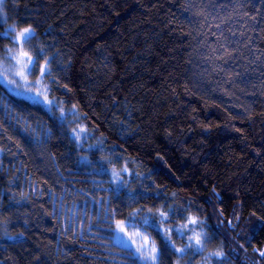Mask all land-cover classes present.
<instances>
[{
  "label": "trees",
  "instance_id": "1",
  "mask_svg": "<svg viewBox=\"0 0 264 264\" xmlns=\"http://www.w3.org/2000/svg\"><path fill=\"white\" fill-rule=\"evenodd\" d=\"M184 3L16 0L14 5L9 0L7 7L9 16L35 21L42 38L50 28L55 32L56 46L72 60L69 76L77 89L75 97L65 98L80 101L89 114V130L96 129L97 139L101 133L107 137L108 151L115 146L122 158L117 168L128 162L132 187L140 190L136 172L152 174L168 198L175 193L177 204L195 199L203 205L211 229L219 219L232 220L236 229L225 224L221 232L225 252L234 264H257L254 249L264 250L257 220L264 216V151L260 156L255 151L264 146V84L257 80V86L248 89L252 95L237 90L230 98L206 95L190 82L188 90L184 88L186 77L203 63L199 52L204 39L199 26L203 18L186 23ZM256 47L264 49V33ZM259 64L248 65L249 71ZM39 108L10 95L0 83V264H120L67 215V208L83 203L85 194L95 195L100 185L105 188L100 195L107 200L108 176L93 178L88 169L81 171L76 160L87 153V144L81 151L65 133L43 151L29 147L28 133L18 131L24 120L33 134L53 125ZM244 109L251 119H233ZM193 116L211 124V131L205 132ZM233 126L241 128L246 139ZM146 182L154 194L152 181ZM209 185L221 195L223 217L203 199L211 192ZM251 232L258 239L250 248L245 245V252L236 241L243 243L241 237ZM219 246L217 241L212 247Z\"/></svg>",
  "mask_w": 264,
  "mask_h": 264
},
{
  "label": "snow or ice",
  "instance_id": "2",
  "mask_svg": "<svg viewBox=\"0 0 264 264\" xmlns=\"http://www.w3.org/2000/svg\"><path fill=\"white\" fill-rule=\"evenodd\" d=\"M8 2L0 0V45H3L0 49V83L10 95L39 105L38 110H43L53 122L45 131L33 134L24 127L28 123L24 120L18 131L28 133L27 143L37 151L46 149L61 133H65L69 142L81 151L87 144V153L80 155L76 164L81 171L88 169L87 174L93 178L105 175L109 178L108 199L105 200L103 195L98 198L92 196V202L99 206L100 211L84 214L88 216L89 234L101 244L107 241L104 250L113 261L116 257L112 255V250H118L120 264H165L166 261L170 264H234L224 250L221 232L225 224L229 230H235L237 224L232 220L219 219L217 227L211 229L203 205H198L195 199L177 204L175 193L168 198L167 193L155 183L152 174L141 176L136 172L141 185L140 190L133 188V172L128 162L123 161V167L117 168V161L122 158L115 151V146L108 151L105 147L107 137L101 133L97 139L96 129L89 130V114L83 110L80 101L65 98L75 97L77 89L72 86L69 76L72 60L65 59L56 46L55 32L50 28L42 38L35 21H21L9 16ZM11 2L16 4V0ZM181 7L189 13L185 17L186 23L192 24L193 17L203 18V23L199 25L204 35L200 42L203 50L199 52L203 63L186 77L183 85L186 90L190 82L206 95L219 93L230 98L237 90L252 95L248 89L256 87L257 80L264 84V60H261L264 49L258 51L256 47L259 34L264 33V0H257L255 4L251 0H185ZM208 33L215 38L214 41L210 42ZM257 61H260L257 68L249 71L248 65H256ZM188 63L191 64V61ZM3 107L5 111L9 110L7 103ZM193 111L196 109L193 108ZM248 113L249 109H244L233 119H251ZM20 119L23 120L22 117ZM96 119L99 120V117ZM192 119L205 132L211 131V124L200 123L195 116ZM233 127L246 139L241 128ZM4 131L7 132V129ZM171 134L168 130L167 135ZM91 140L96 142L93 144ZM255 151L260 156L264 146ZM146 181H152L157 189L154 194H150L152 189ZM99 183L103 184V181ZM209 187L211 192L206 193L203 199L208 207L218 209V218L223 217L224 210L219 208L221 195L215 186ZM121 204L124 208L120 207ZM252 215L256 216V213ZM234 219L238 223L239 215ZM257 220L260 236H264V216H258ZM94 226L97 229L106 226L107 234L96 235L93 233ZM241 239L243 243L236 242L246 252L245 245L252 247L258 237L251 232ZM217 241L220 246L213 248ZM254 252L259 257L257 264L264 262V250L255 248ZM40 264L47 262L42 260Z\"/></svg>",
  "mask_w": 264,
  "mask_h": 264
},
{
  "label": "rangeland",
  "instance_id": "3",
  "mask_svg": "<svg viewBox=\"0 0 264 264\" xmlns=\"http://www.w3.org/2000/svg\"><path fill=\"white\" fill-rule=\"evenodd\" d=\"M1 153V151H0ZM101 186V185H100ZM98 187L97 192L95 193V196H97V198L100 196V193L104 192L105 188L104 187ZM85 199L84 202L81 204H73L71 205V207L67 208V215H69V221L71 223H73L74 226H79L81 229L86 230L85 232L96 242L100 243L101 242L97 239H95V236L92 234H89L88 232V224H87V220H88V216L84 215L85 212H87L89 215H91L93 212H99V206L95 205L92 202V195L89 194H85ZM87 201V203H86ZM66 211V209H65ZM64 211V212H65ZM93 220H95V217H93ZM93 233H95L96 235H106L107 234V227L105 226L102 229H97L95 226L93 227ZM105 247V245H107V241L104 242V244H101ZM112 255L114 257H116V262H119V253L118 250L113 249L112 250Z\"/></svg>",
  "mask_w": 264,
  "mask_h": 264
}]
</instances>
